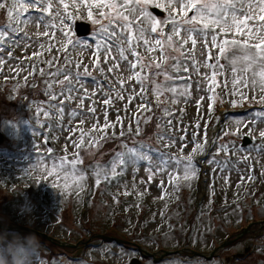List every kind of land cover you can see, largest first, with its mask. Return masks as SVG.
<instances>
[{"label": "snow or ice", "instance_id": "6c2138e0", "mask_svg": "<svg viewBox=\"0 0 264 264\" xmlns=\"http://www.w3.org/2000/svg\"><path fill=\"white\" fill-rule=\"evenodd\" d=\"M56 3L63 6V12L57 7L53 13V0H0V10H6L8 18L7 24L0 25V65H3L6 59L13 58V46L27 48L33 43H38L32 41L25 31L27 25L32 24L39 29L43 24L45 30L38 32L37 35L48 36V29H56L58 23L59 31L64 38V47L58 49L64 53L63 63L59 62L58 57L51 56L40 61L47 66L48 71L44 67L32 64L31 71L28 72L29 76L36 74L44 78V91L49 98L48 109L37 107V113H43L48 117L55 109V115L62 123L65 107H69L70 124L73 120L77 124L90 121L91 129L99 133V135L86 133L83 129L76 128V125L68 127L69 132L74 133V130L80 132L79 138H69L73 146L72 158L69 159L67 155L53 157L52 159L58 162H54L50 169L45 166L46 176H55L57 180L62 178L64 189L74 186L76 194L79 195L85 189L86 180L85 170L78 167L84 164L81 149L93 155L101 152L105 144L119 141L120 150L117 151L114 147L110 160L106 164L97 163L92 169L97 186L102 180L108 184L113 181L119 183L128 167L136 168L141 161L146 162L147 171V181L141 183H152L158 178L156 187L162 194H167L168 185H171L173 192H179L181 186L191 188L192 182L199 177L198 165L203 164L211 166L212 172L217 175L225 173V180L226 174L232 172L233 167L240 174L241 182L245 176L248 180L253 179L252 160L256 157L251 154L253 152L257 155L264 154V127L257 128V125H264V107L261 110H251L242 117H236L235 131L222 127L209 135L205 121L204 135L197 139L200 123H195L191 133L187 125L181 130L178 127L179 120L177 125L172 123L175 117L169 108L161 107L163 102L160 97L171 93L173 102L182 98L184 102L191 101L198 110L200 102L208 97L211 110L212 104L217 100L216 89L222 83L223 88L230 91L231 95L239 97L240 106L249 100L264 106V0H79V3L73 0L72 6L83 7L87 12V18L93 25L98 26L94 33V44L87 46L94 47L93 69L90 70L88 65H84L82 71L81 62H74L68 55V45L75 48L81 43L80 41L74 43L70 31L65 30L66 21L72 19V13L68 11L69 5L65 0H56ZM152 7L166 11L167 17L157 19L149 11ZM30 9L38 14L32 15ZM52 36H55V31ZM53 46L51 44L48 46L49 53ZM38 47L43 50L45 45L38 43ZM141 47L148 53L159 52V58L153 56L146 61L137 51ZM197 50L199 59L196 57ZM42 54L40 51L33 52L32 55ZM130 56L133 59H129ZM101 58L103 64L107 66V74L105 67L101 65ZM73 63L75 71L71 67ZM190 65L192 72L195 73V97L192 95L193 76L180 75L189 73ZM201 68L205 71L201 72ZM9 70L13 69L10 67ZM15 71L19 75L20 71L27 69H21L17 64ZM94 72L99 73L103 81H108V91L102 92V102L92 101L97 106H89L85 111L84 100L86 98L91 100L97 90L105 87L104 82L98 79ZM125 72L128 73L126 77L123 75ZM112 73L120 75L112 76L110 79L108 74ZM219 76L224 77L222 82L218 80ZM86 78H90L93 85L91 93L85 86ZM24 79L27 81L28 76ZM133 80L139 85V91L131 84L129 88L124 87L126 81ZM178 81H183V85L178 84ZM149 89L156 98L155 107L163 115L157 116L153 112ZM248 92L253 93L251 98ZM256 92L259 93L258 96ZM73 100L77 101L76 108L70 107ZM54 101L58 103H53ZM122 101L132 104L130 111L127 104L123 108L131 121L126 130L122 126L118 112L114 120L110 121L108 118V109L112 108L115 102ZM231 103L235 107L238 101L232 100ZM101 116L103 124L100 123ZM153 116L160 121L156 124L159 129L157 140L162 142L160 148H153L136 140L142 133L143 125L152 121ZM200 118H203L202 113ZM225 120H228V116H225ZM118 125L121 127L117 135L115 129ZM56 126L60 127V123ZM242 127H249L247 135L250 139L253 131H258L262 142L247 147L237 145L231 139L224 140L225 137L240 136ZM108 128L113 129L110 135L107 132ZM129 141L132 146H129ZM177 141L180 144L179 152L172 153L169 150L176 147ZM190 144L193 147L189 154L184 155V149ZM48 151L51 152V149ZM197 155L206 156L207 159L194 161ZM232 157H236V160L230 167L233 164ZM241 164L245 167H239ZM59 186L55 181L52 184L53 188ZM123 187L125 189L123 195H128V185L125 184ZM163 198L164 195L161 196V199Z\"/></svg>", "mask_w": 264, "mask_h": 264}, {"label": "rangeland", "instance_id": "374dc122", "mask_svg": "<svg viewBox=\"0 0 264 264\" xmlns=\"http://www.w3.org/2000/svg\"><path fill=\"white\" fill-rule=\"evenodd\" d=\"M65 2L69 5L68 11L72 13V19L66 21L67 28L65 30L70 31L72 39H74L76 23L82 18L89 19L83 7L74 8L72 6L73 0H65ZM76 2L79 3V0ZM57 7L63 12V6L57 5L56 0H53V13ZM149 11L159 19L155 15L153 7ZM93 12L95 15V9ZM3 13H0V25L4 21ZM37 14L34 11L32 13V15ZM164 18L165 16L161 19ZM97 27V25L92 24L90 31L95 33ZM44 30L43 24L39 29L32 24L25 27V31L32 41L45 45L43 50L39 49L38 43H33L31 47L27 48L13 46V58L11 60L6 59V62L0 65L2 68L0 71V83L2 84L0 87V132H4L6 135V142L2 149L0 147V219L4 213L12 220V223L9 224L12 228L9 231L23 232L25 235L35 233L40 238L43 248L39 253L37 264H131L134 259L138 260L140 264H154L146 255L144 261L142 260L138 246L151 253L159 250L173 252L172 258L161 262V264H186L183 262L220 264L222 257L226 258L227 255L242 250L245 240L240 243L238 239H231L227 243L229 247L222 244L226 243L225 240L231 232L243 228V226L246 227L245 222L248 220L258 221L260 226H264V154L257 155L255 152L251 154L256 157L252 160V180H248L245 176L241 182V176L235 167H233L232 172L226 174L227 180L224 178L225 173L217 175L210 169L208 197L198 215L193 212L192 201L198 194L197 183L201 169L198 179L192 182L191 188L181 186L179 192H173L171 185H168L167 194H162L156 187L159 182L158 178L152 183H141V181H147L146 162L144 161H141L136 168L129 166L126 174L119 179V183L113 181V183L108 184L102 180L101 184L97 186L92 169L97 163L106 164L113 155L112 149L114 147L117 151L120 150L119 141L105 144L101 152H96L93 155H89L83 148L81 149L80 154L84 164L78 167L85 170L86 180L84 181L85 189L79 195L76 194L74 186L65 190L62 178L57 180L55 176L45 175V166L50 169L54 162H58L54 161L53 157L59 158L67 155L69 159L72 158L73 146L70 144L69 138H79L80 132L78 130H74V133L69 132L68 127L76 125V128L83 129L86 133L91 132L92 135H99V133L91 129L90 121L77 124L73 120L70 124L69 107H65L62 123L55 115V109L48 117H45L43 113H37V107L48 109L49 98L45 95L44 78L36 74L28 75V72L31 71V65L37 64L38 67H44L48 71L47 66L41 64L40 61L47 60L51 56L58 57L60 63L64 61L63 52L58 51L64 47V38L59 31L58 23L56 29H48V36L37 35L38 32ZM53 31H55L54 37L52 36ZM50 44L54 46L49 53L47 48ZM89 44H94V40L83 41L72 48L68 54L74 62H81V71L84 65H88L90 70L93 69L94 47L88 48ZM40 51H42V55H32L33 52ZM137 51L146 61L153 56L159 58V52L148 53L143 47L138 48ZM196 57L199 59L198 50ZM129 59H133V57L130 56ZM17 64L21 69H27V71H20L17 75L15 71ZM10 67L13 69L12 71L9 70ZM71 67L75 71V63ZM104 67L107 74V66L104 65ZM189 71L194 78L192 95L195 97V73L192 72L191 65ZM204 71L205 69L201 68V72ZM94 75L103 81V77L99 73ZM108 75L111 79L112 76H119L120 73ZM123 75L126 77L128 73L125 72ZM25 76H28L27 81L24 79ZM86 80L85 86L91 93L93 85L90 78H86ZM218 80L222 82L224 77L219 76ZM103 82L105 87L102 90H97L91 100L87 98L84 100L85 111L89 106H97L92 101L99 100L102 102V92L108 91V81ZM33 83L35 87H33ZM129 84L139 91V85L134 80L126 81L124 87L129 88ZM40 92L44 93L45 99L38 97ZM247 94L250 98L253 95L252 92ZM255 94L259 95L258 92ZM216 95L217 100L215 104H212L211 110L209 108L211 102L208 101V97H205L207 102H200L199 110L191 101L184 102L182 98L173 102L171 93H166L161 99L165 100L166 98L167 102L170 103L169 105L165 103L163 107H168L175 117L172 119L174 125H177L178 120L180 121L178 127L181 130L187 125L188 131L191 133L195 123H200L201 128L197 137L200 139L204 135L205 121H207L208 128L209 123L215 121L216 110L222 107L226 100L230 103L232 100H237V106H240L239 97L231 95L230 91L223 88L222 83L216 89ZM54 102L58 103V101ZM65 103L67 104V101ZM134 103H139V101H134ZM245 103L251 104L252 102L249 100L243 104ZM125 104H127L129 111L132 109V104H128L127 101L115 102L112 108L108 109V118L110 121L114 120L118 112L122 119V126L126 130L131 121L123 110ZM77 106V101L73 100L70 107L76 108ZM230 106L234 107L233 105ZM201 113L203 118H200ZM58 123H60V127L56 126ZM100 123L103 124L102 116ZM42 124L44 127H41ZM50 124H53L54 127L48 134ZM235 125L236 118L231 119L227 129L235 131ZM120 127L121 125H118L115 129L117 135ZM249 127H242L240 136L225 137L224 140L231 139L237 145H243V138L248 136ZM260 127H264V125H257V128ZM14 130H20L22 137L21 135L19 137ZM112 131L111 128L107 129L109 135ZM136 140L153 148L162 147V142L157 140V136L147 139L141 133L140 136L136 137ZM251 140L252 142L248 147L262 142L258 136V131H253ZM85 144H87V136L85 137ZM129 146H132L131 141H129ZM192 147L193 145H188L183 154H189ZM48 149H51V152ZM179 149L180 144L177 141L176 147L169 151L178 153ZM223 155L222 153L221 157ZM235 160L236 157H232L233 164L230 167L235 164ZM239 167L245 166L241 164ZM62 175L61 173V177ZM88 178L91 179L90 182H87ZM54 181L60 186L53 188ZM125 184L128 185V195H123ZM248 184L251 187H248ZM89 185L92 187L91 192L86 191ZM88 193H90L88 200L90 209L88 216L81 218L83 197ZM162 195H164L163 199H161ZM21 206L30 209L28 214H22ZM91 209L93 215H91ZM88 221L90 223L86 224ZM0 223L2 224L1 220ZM114 227L118 229L119 233L129 236V241L138 246L135 244L125 245L113 239L115 242L105 243L97 250H87L85 259L79 263H68L65 260L67 253H70L68 246H77L99 234L106 236ZM60 247L62 251H57L56 249ZM217 247L219 250L214 254V257L205 261L204 257H211L210 253L215 252ZM185 248L203 254V257L191 260L181 257L180 254L175 255V251ZM238 264H264V240L260 242L255 255L246 262Z\"/></svg>", "mask_w": 264, "mask_h": 264}, {"label": "clouds", "instance_id": "9594fccd", "mask_svg": "<svg viewBox=\"0 0 264 264\" xmlns=\"http://www.w3.org/2000/svg\"><path fill=\"white\" fill-rule=\"evenodd\" d=\"M22 214L30 209L21 206ZM43 248L40 238L35 233L27 235L0 230V264H37Z\"/></svg>", "mask_w": 264, "mask_h": 264}, {"label": "trees", "instance_id": "16d2710c", "mask_svg": "<svg viewBox=\"0 0 264 264\" xmlns=\"http://www.w3.org/2000/svg\"><path fill=\"white\" fill-rule=\"evenodd\" d=\"M2 12H3V10H0V13H2ZM40 97L42 99H44L45 98L44 93H40ZM160 100L163 102L162 105H161V107H163V105H165V103L168 104V105L170 104V103L167 102V99L166 98L164 100L163 98L161 99V97H160ZM154 102H156L155 96H154ZM153 112H155L157 116L161 115V113H162L155 106L153 108ZM162 115H163V113H162ZM157 123H160V121H157L156 120V116H153V120L152 121H150L147 125H143L144 127H143V130H142V134H143V137L144 138H147L148 139V138H152L154 136H157V133L159 132V129H157V127H156V124ZM53 127H54V125L53 124H50L48 131L51 130V129H53ZM2 214L5 216L4 220L9 219V222H7V221H2V222L4 224H11L12 221H11L10 217L8 215L4 214V213H2ZM21 233H23V232H21ZM125 245H127V244H125Z\"/></svg>", "mask_w": 264, "mask_h": 264}, {"label": "water", "instance_id": "95a60500", "mask_svg": "<svg viewBox=\"0 0 264 264\" xmlns=\"http://www.w3.org/2000/svg\"><path fill=\"white\" fill-rule=\"evenodd\" d=\"M1 140V139H0ZM132 264H139V261L138 260H134L133 262H132Z\"/></svg>", "mask_w": 264, "mask_h": 264}]
</instances>
